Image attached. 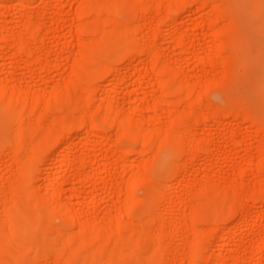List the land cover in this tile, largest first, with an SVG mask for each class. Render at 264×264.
Listing matches in <instances>:
<instances>
[{
    "label": "bare ground",
    "instance_id": "obj_1",
    "mask_svg": "<svg viewBox=\"0 0 264 264\" xmlns=\"http://www.w3.org/2000/svg\"><path fill=\"white\" fill-rule=\"evenodd\" d=\"M76 1L77 7L74 9L75 12L72 20L66 24L67 31L63 39L73 38L76 42L77 52L73 57L71 73L63 84L57 85L55 89L49 93L47 98L44 94L34 90H23V88H21L22 79L18 80V83L16 82V84L10 85L9 78H6V80L0 78L1 108L10 111L8 123L14 126L12 127L11 133L12 140H10L15 145L14 152L11 153L15 154V161H17V170L14 168L13 171L16 176L15 180L8 183V186L6 183V186H3L7 187L6 193L8 196L3 199L0 197V264H31L32 260L29 258L34 257L32 254L37 251L39 247L28 242L27 236L30 233L29 230L34 229V231H40V225L49 233L44 236V241H47L46 243L44 242V246L47 248L46 254L44 255L46 263L38 261L39 264H108L109 261H114V264H125L127 262L130 264H141V259L145 258L144 254H146V256L148 255V258L150 256L152 259H155L156 263L162 260V262H164V259H166L164 255L170 254L171 258L167 264H200L197 258V252L200 248L198 241H187L186 247L180 250L176 248L175 245L172 244L175 247L170 245V243H172V236H174L173 233L180 229V224H187L189 226V231L191 228V232H193L195 237L203 236V230L196 227L197 225L193 226L194 224L192 225L191 221L194 216L203 214L211 215L216 219L214 225L210 226H213V228L211 227L212 231L217 233L221 231V225L217 217L231 210H234L237 214L236 221L244 225L248 231L245 242L229 250L226 256L233 259V264H264V235L257 236L258 231L249 227L247 218V211L249 210L248 202L259 204L258 209L260 210L264 208V172L261 169L264 163V124H254V120L252 121L251 116L247 114L248 111L244 112V110L241 109L238 111L240 112L239 114H244L241 115L242 118L240 119L243 122L244 120H250L253 123L252 126L248 125L249 127H247L248 137L242 138L239 129L230 126V122L223 123L219 120L220 117L235 120L238 118L239 114L227 108L218 107L217 109L213 107L214 109L211 110L204 108L196 115L193 109L195 103H201L200 101L207 91L220 84L225 76H229L225 70L226 68L222 70L221 64L224 65L226 61H231L239 56L238 52L234 54L233 51L232 54L226 56H222L224 53L221 54V50L226 44L227 35L238 28V21L233 11H227L223 3L218 2L214 4L212 3L213 0H210L212 2L209 3V6L211 3L213 4L210 7L212 11L216 13L215 18L205 19L200 17L195 20V24L193 25L194 28L199 27L205 22L209 24L207 35H209L210 40L203 50L202 57L198 59L204 60L209 66L215 68L223 78L219 80L199 79L198 81L192 82L178 79L175 69L169 62L160 59L159 52L157 49H153V45L149 47L136 41L134 33H140V31H138L139 27H136V25L130 27L128 24H126L128 26H125V23L123 25L121 21V24L116 26L112 21L113 18H110L108 13L126 9L130 12L131 19L144 18L147 25H143H145L144 28H146L148 24L152 23V20H154V16L150 15V13L155 12V14H159L156 21V30L167 21H172V41L178 48L188 51L185 45L186 34L180 29L178 22L185 5L190 6L196 4L198 8H204L206 7V3L203 0ZM228 1L231 2L230 0ZM30 5L31 0H21L19 10L29 7ZM230 6H232L231 3ZM3 8L5 7L0 5V14ZM100 15L104 17L101 18ZM219 15L220 17L218 18ZM85 17L92 20L86 23L80 22V20ZM222 17L227 20L226 25L220 29L216 28L214 26L215 22ZM63 22H65V20L61 17L57 20V25ZM40 23L41 22L38 20L33 23L25 22L23 24V29L19 32L15 31L8 35H4L3 33L0 34V48L4 46L3 49L7 47L13 50L10 54L11 60L8 63L10 66L15 65L20 59L26 58L27 60L24 65H38V72L48 68L49 61H47V50L42 44L41 39L44 27L41 25L42 23ZM41 29L43 30L41 31ZM156 30L152 33L148 32L153 42L156 38ZM91 33L97 34L96 39H85L83 37V35ZM196 40L197 39H194V41ZM236 45L235 43L233 47L235 48ZM107 46H109V50L106 49ZM61 50H65L63 46ZM112 51L115 53L118 52V56L126 57L129 61V65L141 54L145 55L142 70L139 72L137 78L138 80H142L146 77L154 79L160 94L162 93L161 96H157V98L153 99L147 107L149 113L148 120L139 121L135 119L134 116L140 111L139 104L131 106L128 115L123 114V109L121 107L113 105L112 98L114 95L108 87L117 82L116 72L118 67L111 64L109 61L110 52ZM186 59L187 60L183 61V64L191 65L192 63L188 61V58ZM101 71H107L110 76L109 84L103 91L105 103L103 104V102H100L96 107V111L101 114L105 124L110 127L115 126L117 132L127 135L129 138L140 142L142 145L144 143H151L159 147L169 142L183 144L186 147L185 153L188 152L190 155V157H187L192 161L197 157H201V154H204V156H202L204 158L203 170L205 171L213 167L220 170L222 166L221 161L229 154H232L233 148L238 146L240 151L245 152L242 162L247 168L255 167L254 179L259 181L261 185L255 188H245L241 180H234L228 184L214 185L207 178L201 183L191 181L188 185H183L181 180L177 179L175 181L178 183V188L197 187L195 194L185 200L189 205V216L187 215V217H184L183 215L175 214L174 216L178 219V223L172 222L171 220L166 221L152 209L147 217H142V221L131 220L127 213L128 208L133 203H137L141 200L133 196L131 192V187L135 183L138 184V182L139 184H146L149 192L153 194L157 200L163 196L162 198L165 202L159 204L157 201L156 206L158 204L161 208L160 205L166 203L167 213L170 216L174 214V205L171 201L173 192L176 188H174L173 185L169 186L170 182L169 184L167 183L168 185L166 182H156L151 175L147 173L145 168L149 162L148 158H150V155L147 159H143L141 155H138L133 160L131 159V161L126 160L127 150L119 151V153L114 152L113 150L116 147L113 143L111 145L110 136L107 133H95V139L89 140L90 135L96 130L95 125L92 122H88L90 120L85 122L84 118H79V114H77L79 115L78 118L68 115L62 116V114L60 117H54L50 120V124L47 122L46 124L48 125L46 126H44L45 123H43L46 119V115L44 114L46 110L43 108L55 107L59 110H64L62 111L64 114L68 113L66 112L67 107L65 108L60 105L63 101L66 102L67 105L69 104L72 106L71 111L80 110L82 114L86 113L84 111L88 109L82 108L87 104L83 93L90 90V77ZM165 74L176 79L175 92H178L181 97L182 94H184V98L181 99L180 97V99L178 98L173 101L164 100L163 95L168 90L167 79L165 80L162 77ZM216 93L217 92H212L213 95L211 96H215L214 94ZM258 102V106H260V104L262 106V108L260 106V114H262L264 105L261 103L262 101L260 104ZM165 103H168L169 107L160 114L161 105ZM181 103L187 107V110L181 111L179 109ZM206 106L209 105L206 104ZM233 108L236 107L233 106ZM31 116L34 117L33 120ZM53 116H55V114ZM261 116L264 117L263 115ZM161 117H167L170 121L160 128L152 129L151 126L158 123ZM43 118L44 120L42 122L41 120ZM256 118L255 116L254 119ZM193 119H196L195 124L192 123ZM221 122L225 124H222V126L226 127L223 135L227 139V142H223L224 148L222 151H218V149L214 148V133L208 132L207 137H205L193 131L196 125L199 124H209V126L214 129L218 128ZM72 125L84 127L86 135L84 136L85 142L83 145L86 150L89 143L104 147V149H100V156L107 161L105 168H101L98 163L100 158L99 154L90 156L88 152H84L83 156H74L72 159L69 158V155L74 152L75 147L72 143V135L68 136L65 130ZM28 134L35 135V139L28 137ZM255 135H259L261 140L253 150V143L250 137ZM52 142H55L56 150L61 152L59 156L52 160V163L57 162L58 164L56 165L55 172L49 179L47 193L42 194L36 186H32L28 181V170L25 164L27 159H32L35 157V154L42 153L44 151V146ZM10 149L11 148H9V150ZM135 149L136 148H134V150ZM135 151L136 152L133 153H144L140 150L137 151V149ZM22 152L25 153V158H21ZM50 153L53 154L54 152ZM154 153L155 151L153 154ZM13 154L12 156H14ZM127 161H129V165H132L136 161H140L142 167L138 172L132 170L131 173H129L130 175L126 182V186L123 190H119L123 193L122 195L119 194L120 197L117 200V205L111 211L110 215L107 216L110 217L107 224L101 221L96 223L88 219L81 212L75 210L70 202L64 200L62 186L77 180L83 181L85 184L97 182L96 180L100 173H102L103 176H107L108 166L118 162L125 163ZM52 163H49L45 168L41 169V173L46 174L52 168ZM87 164H90L89 171H86L85 168ZM227 168L238 171V174L241 176L247 172V168H242L237 165L227 166ZM120 170L125 172L124 167ZM176 178L177 177H175V179ZM111 187L115 189L114 186ZM167 187L169 188L167 189ZM68 198H76L77 200L79 194L76 191H72ZM90 203H92V201H90ZM39 206L46 207L52 214L69 223L72 230L69 231V229V232L66 230V233H62L60 230L52 227L40 211ZM29 220L31 223H29ZM206 220L208 219L205 218V222ZM147 223L150 224L151 227L146 228L143 226V224L146 225ZM216 236L213 235L214 239H217L215 243L213 242V251L209 256L205 257L209 264H223L224 254L222 250L227 243L236 239L235 235L230 231L225 232L222 236H219V234ZM179 237L181 241L186 240L183 234ZM173 240L175 239L173 238ZM212 241L210 240L211 243ZM147 252H150V254Z\"/></svg>",
    "mask_w": 264,
    "mask_h": 264
},
{
    "label": "rangeland",
    "instance_id": "obj_2",
    "mask_svg": "<svg viewBox=\"0 0 264 264\" xmlns=\"http://www.w3.org/2000/svg\"><path fill=\"white\" fill-rule=\"evenodd\" d=\"M149 1H153V0H149ZM203 1L206 3V7L204 8H198V5L196 4L190 6L185 5L183 7L181 17L178 22L180 29L184 31L186 34L185 45L188 48V51H184L178 48L176 44L172 41L171 39L172 21H167L165 24L161 25L158 30H156V21L157 18L159 17V14L157 13L155 14V12L150 13V15L154 16V17L152 16L154 20H152V23L148 24L146 28H144L145 25H143V24L147 25L144 18L142 19L141 17L140 19L142 20H140L139 18L133 20L130 18L131 17L130 12L126 9L123 10L120 9L115 12L108 13V16H110V18L111 17L113 18L112 21L116 26L120 25L121 22H123V25L125 23V26L129 25L131 27L136 25V27H139L138 31H140L142 36L140 35L139 32L134 33L136 41L139 42L140 44L149 47H152L153 45V49H157V51L159 52L160 59L162 61L166 60L165 62H169L170 65L175 69L178 79L192 81V82L198 81L199 79L219 80L223 78L221 74L215 68L209 66L204 60L198 59L202 57L203 50L208 44V41L210 40L209 35H207L209 30L208 29L209 24L205 22L197 28H194L193 25L195 24V20L197 18L199 19L200 17L205 19L215 18L216 13L212 11L210 6L213 5L212 3L214 4H217L218 2L223 3L224 8L226 7L225 9L227 11H233V13L235 14L238 21L237 22L238 28H236L234 31H232L227 35L226 44L221 50V54L224 53L222 54V56H226L232 54L233 51L234 54H237L236 52H238L239 56L238 58L235 57V59L231 61L229 60L226 61L224 65L220 63L223 68L222 70L226 68L225 70L227 71L229 76H225L220 84H218L211 90L207 91L203 95L204 97H202V99L203 98L204 99L203 100L201 99L200 101L201 103H195L193 109L195 110L196 115H198L204 108L208 110L214 109L213 107H216L217 109L218 107L227 108L230 111L237 114L240 113L238 111L243 109L244 112L248 111V113L247 112L246 113L251 116L252 121L253 120L255 121L258 118L257 119L258 121L257 120L255 122L253 121L254 124L257 123L264 124V117L261 116V115L264 116L263 114L264 110L263 113L260 114L261 112L260 102L262 101L261 103H263L264 105V0H238V1L230 0L231 2H229L228 0H220V1L213 0V2L210 0H203ZM20 2L21 0H0V5H3L5 7L1 10L2 13L0 14V34L3 33L4 35H8L15 31L19 32L21 29H23V24L25 22L33 23L35 21L37 22V20L40 21L42 23L40 24L44 27V30L41 29V31L43 30L42 32L43 34L41 33L42 44L45 46L47 50V55H48L47 61H49L48 63L50 66L48 65L47 69L40 70L41 72H38V67H39L38 65L37 66L24 65L27 60L26 58H22L15 65L10 66L8 63L11 60L10 54L11 51L13 50L12 49L10 50V48L7 47L5 48L6 49L5 50L3 49L4 47L3 46L0 48V78L4 80H6V78L7 79L9 78L11 80V81L9 80L10 85L12 84L14 85L16 84V82L18 83V80L22 79L21 88H23V90L31 89L36 92L44 94L48 98L49 93H51L57 85L63 84L65 79L71 73V67H72L71 65L73 64V57L77 52V46L73 38L63 39V37L65 36L67 31L66 24L72 20L73 14L75 12L74 9H76L77 7L76 6L77 1L76 0H31V5L29 7L19 10ZM210 2L212 3L209 6ZM230 3L232 6H230ZM61 17L65 20V22L60 23V25H57V20ZM100 17L103 18L104 16L102 17V15H100ZM219 17L220 15L218 16V18ZM89 20L92 19L85 17L81 19L80 22L86 23L89 22ZM226 23L227 20L224 17H222L221 19H217L214 26L220 29L223 28L226 25ZM155 30H156V38L153 42L150 33L148 34V32L152 33ZM86 35H83L85 39L86 38L96 39L97 37L96 36L97 34L94 33L86 34ZM194 39L197 40L194 41ZM235 43L237 45L234 48L233 45H235ZM62 46L64 47L65 50H61ZM106 49L109 50V46H107ZM115 52L114 51L110 52L111 54L109 57L110 63L118 67L116 72L118 80L115 84H111L108 87L109 89H111L114 95L112 98V103L114 106L121 107L123 109L124 115H128L129 113L128 111L131 106L139 104L140 111L134 117L136 120L146 121L149 119V113L147 107L150 105L153 99L157 98V96H161L162 93L160 94V91L158 90L154 79L150 77H146L142 80L140 79L138 80L137 78L139 72H141L142 70L145 55L141 54L140 56H138L139 58L137 57L135 61L130 63L129 65V61L126 57L118 56V52L117 53ZM186 58H188V61L192 63L191 65L183 64V61L187 60ZM108 76L109 73L107 71H101L98 72L96 75H92L90 77V85H89L90 90L83 93L87 104L82 108L88 109L84 111L86 113L82 114L80 110L71 111L72 106H70L69 104L67 105V103L63 101V103H61L60 105L65 108L67 107L66 112H68L69 114L68 113L64 114V112H62L64 110H59L55 107L43 108L44 110H46L44 112V110L42 109L44 114L46 115L45 117L46 119L44 120L43 118L41 121L43 122L44 120L43 123H45L44 126H46L51 123L50 120H52L54 117H60V115L62 114H63L62 116L68 115L75 118H78L80 115L79 118L82 119L84 118L85 122L90 120L88 122H92L95 125L96 130L94 131L93 134L90 135L89 140L95 139V135H94L95 133L96 134L107 133L110 136L111 145L113 143L114 146L116 147L113 150L114 152L119 153V151L121 152L123 150H127L126 160L131 161V159L133 160L138 155H141V158L143 159H147L148 156L150 155V158H148L149 162L147 163L145 168L147 173L151 175V177L156 182L158 183L166 182V184L167 183L169 184L170 182L169 186L173 185V187L176 188L173 192V197L171 201L174 205V212H173L174 214L170 216L167 213L166 203L160 205L161 208L158 206V204L156 206L157 201L159 202V204L165 202L162 198L163 196L161 197L162 199L158 198L157 200V198L149 192L146 184H142V183L139 184L138 182V184L135 183L131 187V192L133 196L140 198L141 200L138 201L137 203H133L128 208L127 213L131 220L134 219L137 221L138 220L142 221L143 220L142 217L143 216L147 217L152 209H154V211L157 212V214L161 215L166 221L171 220L172 222L178 223L179 221L174 216L175 214L176 215L179 214L181 216L183 215L184 217L185 216L187 217V215L189 216L188 213L189 205L185 200L191 195L195 194L197 187L191 186L185 188H181V187L178 188V183L177 181H175L177 179L178 180L180 179L183 185H188L191 181H196L198 183H201L204 180H206V178L209 179L214 185L228 184L234 180H241V183L244 185L245 188H255L261 185L259 181H256L254 179L255 167L247 168V166L242 162L245 156V152L240 151L238 146L233 148L232 154H229L221 161L222 166L220 170L213 167L212 169L205 171L203 170L204 154H201V157H197L194 161H192L191 159H189L190 155L187 152V150H186L187 153H185L186 147L183 144L169 142L166 144H162L159 147H156L151 143H144L142 145L140 142L129 138L127 135L117 132L115 126L110 127L109 125L105 124L104 121L102 120L101 114L96 111V107L100 102L101 103L103 102V104L105 103L103 91L105 87H107L109 84L110 76L109 77ZM162 77L165 80L167 79L166 82L168 87L167 92L164 93L163 95L164 100L173 101V100H177L178 98L180 99L181 95H179L178 92H175L176 83H177L176 79L167 74L163 75ZM212 92L213 93L217 92L216 94H214L215 96H213L214 99L211 96L213 95ZM182 98H184V94H182L181 99ZM257 102L260 104V106H258ZM183 103H181V105L179 106V109L181 111L187 110V107H185ZM206 104L209 106H206ZM233 106H235L236 108H233ZM168 107H169L168 103L162 104L159 113L161 114L162 112L166 111ZM71 112L73 114L74 113L76 114H74L73 116ZM54 114L55 116H53ZM243 114L242 113L239 114L240 117L238 116V118L235 120L230 118L224 119L226 117L224 118L220 117L219 120H221L223 123L230 122V126L240 130L242 138H247L248 137L247 127L252 126L253 123L250 120H244L243 122L240 119L242 118L241 115ZM9 116H10V111L2 109L0 102V197L1 199L8 196L6 193L7 187H3V186H6V184L8 186V183L12 182L16 178L15 173H13V171L14 168L16 169L17 167L16 165L17 161H15L16 160L15 154L11 153L14 152V148H15L14 143L11 141L12 127L14 126L8 123ZM255 116L257 117L256 119H254ZM33 118L34 117L31 116L32 120ZM169 121H170L169 118L161 117L159 122L153 124L151 128L152 129L160 128ZM47 122L48 124H46ZM195 122L196 119H193L192 123L195 124ZM222 122L221 125L219 124L218 128H214L216 130L210 127L209 124H199L196 125L193 131L205 137H207L208 132L214 133L213 134L214 148L218 149V151H222L224 148L223 142H227V139L223 135L224 129L226 127L222 126L223 124ZM41 125L43 126L42 123ZM65 133L68 134V136L72 135L73 137L72 143L74 144L75 147L74 152L69 155L70 159H72L74 156H83L84 152H88L90 156H92L93 154H97V155L99 154L100 156L101 154L100 149L101 148L104 149V147L101 145H94L90 143L87 146V150L85 149L83 143L85 142L84 136L86 135V131L84 130L83 126L72 125L67 130H65ZM27 136L32 139H35L34 137H36L33 134L32 135L28 134ZM250 139L251 142L253 143L252 149L254 150V148H256V146L259 144L261 137L259 135H255V136H251ZM125 145L129 147H126ZM9 148L11 149L9 150ZM134 148H136L137 151L140 150L143 151L144 153L143 154L133 153L136 152L135 151L136 149L134 150ZM43 150L44 151L42 153L35 154L34 158L27 159L26 164L25 162L24 164L28 170V181L30 182V184L32 186H36L37 189H39V191L42 194H45L47 193L49 179L52 176V174L55 172L56 165L58 164L57 162L52 163V160L55 157L59 156V153L61 151L56 150L55 142L45 145ZM154 151L155 153L153 154ZM50 152L52 153L54 152V153L51 154ZM12 154L14 156H12ZM24 155L25 153L22 152L21 158H25ZM46 155L47 157L49 155L50 156L47 158ZM129 161L125 163L118 162L116 164H112L108 166L109 168H108L107 176H103V174L100 173L98 179L96 180L97 182L91 184H85L83 181L77 180V181H71L68 184L62 186L64 200L70 202V204L72 205L73 208H75V210L81 212L88 219H91L96 223L101 221L104 224H107L110 218L107 216L110 215L111 211L117 205L118 203L117 200L120 197V195H122L123 193V192L121 193V191L119 190L120 189L123 190L124 187L126 186V182L130 175L129 173H131L132 170L134 172L136 171L138 172L141 170L142 166L140 161H136L132 165H129L128 163ZM106 162H107L106 159L100 156L98 163L101 168L106 167ZM49 163H52L51 166L52 168L46 174H42L41 169L45 168ZM89 165L90 164H87L88 167L87 166L85 167L86 171H89ZM232 165L234 166L237 165V166H241L242 168H247V172L241 176L240 174H238V171L227 168V166H232ZM122 167H124L125 172L120 170ZM261 169L264 172V163L262 164ZM66 173H67V169H66ZM41 174L43 175V177ZM175 177L177 178L175 179ZM111 186H114L115 189L112 188ZM168 188L169 187H167V189ZM72 191H76L79 194V198L77 200L76 198H71V199L68 198L69 194H71ZM166 200L168 201L167 197ZM90 201H92V203H90ZM248 205H249L248 207L249 210L247 211V218L249 221V227L253 230L258 231L257 236H263L264 208L260 210L258 209L259 204L252 202H248ZM39 209L43 213L45 219L55 229L60 230L62 233L64 232L66 233V230L67 232L72 230V227L69 223L52 214V212H50L46 207L39 206ZM206 215L205 214L196 215L191 219L192 225L194 224L193 226L197 225L196 227H199L200 229L203 230L204 232L203 236L195 237L193 235V232H191V228L189 231V226L187 224H180V229L176 230L177 232L175 231L173 233L174 236H172V241H171L172 243H170V245L173 244L176 246V248L181 250V248L183 249L186 247L187 241L196 240L200 245V248L197 252V258L199 263L209 264L205 257L211 254V252L213 251V242L215 243V241H217V239H214L213 235L216 236L219 234V236H222L225 232L230 231L233 235H235L236 239L227 243L225 248L222 250V253L224 254L223 264H233V259L226 255L229 250L245 242L246 234L248 230L244 227V225H241L236 221L237 214L234 210H231L222 213L217 217L221 225V231L223 233L221 231L214 233L212 231L213 226L210 225H214V221L216 219H214V217H212L211 215H207V216ZM205 218L208 219L206 220V222H205ZM29 223H31L30 220ZM143 226L146 228L151 227V225L148 223L146 225L143 224ZM39 230L40 231H34V229L29 230L30 233L27 236L28 242L32 243L34 246L39 247L37 251L33 252L32 256L34 257L29 258L32 260L31 264L34 263L36 264L38 261H43V263L45 262L44 255L46 254L47 248L44 245L47 241H44V236L47 235V233L49 232L44 230L41 225ZM181 233L185 235L186 240H182V241L180 240L179 236L182 235ZM190 236L191 238L192 237L193 238L191 239ZM173 238L175 240H173ZM210 240L211 241L214 240V241H212L211 243ZM147 253L150 254V252ZM147 256L146 254H144L145 258L141 259V264H164V263L167 264L169 262V259L171 258L170 254L164 255L166 256L167 260L164 259L165 258L164 257L163 258L164 262H162L163 261L162 260L161 262L156 263L155 259H152L150 256L148 258ZM114 263H115L114 261L108 262V264H114ZM37 264H39V262ZM125 264H130V263L127 262Z\"/></svg>",
    "mask_w": 264,
    "mask_h": 264
}]
</instances>
